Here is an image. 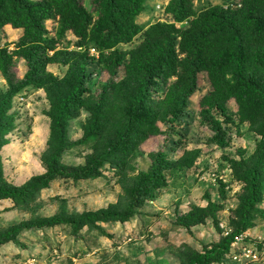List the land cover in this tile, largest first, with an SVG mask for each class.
<instances>
[{
    "label": "trees",
    "instance_id": "1",
    "mask_svg": "<svg viewBox=\"0 0 264 264\" xmlns=\"http://www.w3.org/2000/svg\"><path fill=\"white\" fill-rule=\"evenodd\" d=\"M147 1L0 0V33L5 26L22 31L13 51L0 49V73L8 86L0 92V149L13 130L14 119L7 113L14 98L39 89L50 105L48 148L42 159L46 171L15 187L4 180L0 158V201L10 199L18 208L34 204L55 178L95 180L105 163L118 169L123 191L116 203L97 211L8 227L0 231V247L33 229L71 225L76 231L131 221L139 197H146L156 180L163 185L162 174L173 162H162L165 154L158 152L151 155L146 172L132 177L126 170L132 169L125 161L128 145L160 135L156 123L167 116L171 122L177 119L196 91L198 75L204 73L211 91L199 102L202 124H213L212 109H223L233 99L240 120L256 126L261 139L248 159H228L234 179L242 184L238 207L229 220L231 232L202 251L193 250L181 264H237L229 253L231 244L255 227L254 214L264 193V0H220L221 4L202 9L193 0H170L163 21L141 27L136 19L147 11ZM46 21L56 25L53 38L46 36ZM69 33L73 43H65ZM122 46L130 48L124 51ZM16 60L27 67L19 80L9 73ZM49 65L58 66L59 77L47 72ZM102 73L109 76L107 82L98 80ZM159 82L167 84L166 91L155 99L152 90ZM80 110L88 119L78 144L92 142V153L83 165L66 167L62 155L75 146L66 131L71 116ZM194 154L185 153L177 166ZM207 218L216 219L211 202L179 216L176 227L189 230L204 225Z\"/></svg>",
    "mask_w": 264,
    "mask_h": 264
},
{
    "label": "rangeland",
    "instance_id": "2",
    "mask_svg": "<svg viewBox=\"0 0 264 264\" xmlns=\"http://www.w3.org/2000/svg\"><path fill=\"white\" fill-rule=\"evenodd\" d=\"M169 1L148 0L147 11L136 19V23L147 27L163 21V8ZM193 4L202 9L208 5H219L221 1L193 0ZM234 5L229 4L231 7ZM45 28L46 36L53 38L55 23L46 21ZM21 36V30L5 26L0 33V49L13 51ZM74 41L69 33L65 43ZM121 48L125 51L130 46ZM90 53L94 54L93 51ZM26 70V63L16 60L9 73L19 80ZM46 70L57 77L61 73L56 65H49ZM108 79L106 73L98 78L101 82ZM166 86L159 82L156 90H152L153 97L161 99ZM7 87L0 73V92H6ZM209 91L206 74L200 73L196 91L186 100L182 114L172 122L169 115L165 121L156 123L160 135L149 137L138 146L128 145L125 161L132 169L126 170L132 177L146 172L151 165V155L158 152L165 154L160 159L162 162H173L162 174L163 185L156 180V185L148 188L147 196L139 197L140 204L131 221L101 223L99 228L83 227L76 231L71 225L33 229L20 235L17 242L0 247V264H181L193 250L202 251L203 247L226 237L231 232L229 220L234 216L242 192V184L234 179L228 159H248L261 136L254 131L256 126L240 120L238 105L233 99L223 109H212L213 124H202L200 113L203 108L199 102ZM49 108V100L39 89H29L12 100L7 115L14 119L13 130L7 135L8 143L0 149L6 183L20 187L46 171L42 159L48 148ZM87 119V113L80 110L69 120L66 137L75 146L62 155L61 164L66 167L83 165L92 153V142L78 144L82 137V125ZM195 151L196 155L184 157L185 164L177 166V161L185 153ZM119 174L116 167L105 163L95 180L55 178L47 189L40 191L34 204L18 208L10 199L1 200L0 231L23 221L57 215L75 217L114 204L123 194L118 184ZM209 202L215 207V220L207 218L204 225L189 230L176 227L180 215H185L192 208H207ZM253 223L255 229L252 231H258V235L262 233L252 241L246 239L248 242L243 243L244 247H256L257 242L264 245V193ZM236 251L231 248L229 253L233 256ZM257 262L264 264L261 258Z\"/></svg>",
    "mask_w": 264,
    "mask_h": 264
},
{
    "label": "built area",
    "instance_id": "3",
    "mask_svg": "<svg viewBox=\"0 0 264 264\" xmlns=\"http://www.w3.org/2000/svg\"><path fill=\"white\" fill-rule=\"evenodd\" d=\"M246 239V236L241 235L236 237L234 242L231 244V248L237 250L233 254V262H236L237 264H257V259L260 258L264 262V245L262 246L263 243L257 242L258 245L256 247H244L243 243H245ZM258 251H260V253Z\"/></svg>",
    "mask_w": 264,
    "mask_h": 264
},
{
    "label": "crops",
    "instance_id": "4",
    "mask_svg": "<svg viewBox=\"0 0 264 264\" xmlns=\"http://www.w3.org/2000/svg\"><path fill=\"white\" fill-rule=\"evenodd\" d=\"M187 214V213H186ZM182 215H184V214H182ZM182 215H180V216H182ZM176 229H179V228H176ZM255 229V227L253 228V229H249L244 235L248 238V239H250V240H253L252 238H257V237H259V235H261V233L262 232H260V234L258 235V231L257 232H254V231H252V230H254ZM155 250V249H154ZM156 252H157V249L155 250ZM157 254H158V252H157ZM157 256H159V255H157Z\"/></svg>",
    "mask_w": 264,
    "mask_h": 264
},
{
    "label": "clouds",
    "instance_id": "5",
    "mask_svg": "<svg viewBox=\"0 0 264 264\" xmlns=\"http://www.w3.org/2000/svg\"><path fill=\"white\" fill-rule=\"evenodd\" d=\"M167 5V4H166ZM166 5L164 6V8L166 7ZM158 8V10L160 9V6L159 7H157ZM164 8H163V11H164ZM92 51V50H91Z\"/></svg>",
    "mask_w": 264,
    "mask_h": 264
}]
</instances>
